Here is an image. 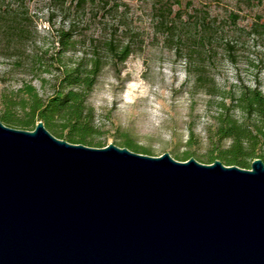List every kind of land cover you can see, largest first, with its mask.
Masks as SVG:
<instances>
[{
	"label": "water",
	"instance_id": "obj_1",
	"mask_svg": "<svg viewBox=\"0 0 264 264\" xmlns=\"http://www.w3.org/2000/svg\"><path fill=\"white\" fill-rule=\"evenodd\" d=\"M0 264H264V162L178 161L0 122Z\"/></svg>",
	"mask_w": 264,
	"mask_h": 264
},
{
	"label": "rangeland",
	"instance_id": "obj_2",
	"mask_svg": "<svg viewBox=\"0 0 264 264\" xmlns=\"http://www.w3.org/2000/svg\"><path fill=\"white\" fill-rule=\"evenodd\" d=\"M167 8L165 19H175L171 33L159 22V13ZM1 9L21 25L0 24V98L16 94L24 84L43 96L57 87L58 81L26 54L35 47L51 54L58 29L70 27L80 43L68 54L72 58L90 54L88 42L98 37L131 39L126 60L116 69L106 63L87 95L96 130L84 144L89 147L98 148L97 142L121 147L126 134L148 151L142 154L166 152L178 160L187 150L207 164L205 128L216 111L209 82L227 90L237 82L251 86L257 81L264 94V0H0ZM194 19L210 25V40H198L190 24ZM20 26L24 32L19 39ZM226 41L232 48H225ZM14 52L22 53L20 61L10 55ZM98 53L106 60L104 52ZM227 144L222 141L223 147Z\"/></svg>",
	"mask_w": 264,
	"mask_h": 264
},
{
	"label": "trees",
	"instance_id": "obj_3",
	"mask_svg": "<svg viewBox=\"0 0 264 264\" xmlns=\"http://www.w3.org/2000/svg\"><path fill=\"white\" fill-rule=\"evenodd\" d=\"M244 1L249 3L253 0ZM169 12V8L163 13L165 15L160 12L159 22L171 33L176 26L174 18L169 21L165 19ZM176 18H179L178 14ZM9 23L21 25L15 16L1 9L0 24ZM190 24L193 29H197L199 41L202 42L204 38L210 40L213 37V30L209 24L204 25L203 21L197 19ZM20 27H15L18 33L15 35L19 39L24 32L22 26ZM6 34L9 38L13 36L8 29ZM51 44L55 47L49 55L41 47H35L29 49L26 56L29 57L31 64L41 65L43 72L51 74L52 78L58 81L57 87L50 94L43 96L31 84H24L16 94L0 98V122L8 127L32 130L35 123L41 121L53 136L84 145L87 143V137L96 132L92 124L91 109L85 105L87 95L106 63L116 69L126 60L132 52V41L131 39L119 41L111 34L107 37H98L88 42L92 48L90 54L72 58V55L68 54H72L76 45L80 43L73 38L71 28L67 27L65 30L55 31ZM224 45L227 50L232 48L229 41ZM98 50L105 53L106 60ZM10 55L17 57L18 61L22 57L21 52ZM199 81L200 74L196 73L194 82ZM41 82H44V79L41 78ZM209 86L215 89L208 94L216 97V111L211 116L212 123L205 128L207 140L205 162L211 163L218 159L224 165H236L241 168H249L250 161L254 158H260L264 162V94L260 91L259 83L254 81L250 86L237 82L227 90L216 88L213 81L209 82ZM123 137L121 147L137 153L148 152L132 144L126 134H123ZM223 140H228L226 147L222 146ZM96 146L101 147L102 144L97 142ZM190 156V152L185 150L178 156V160L184 161Z\"/></svg>",
	"mask_w": 264,
	"mask_h": 264
}]
</instances>
